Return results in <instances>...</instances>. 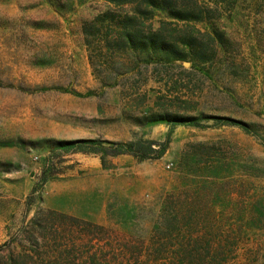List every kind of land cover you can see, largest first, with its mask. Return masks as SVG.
I'll return each mask as SVG.
<instances>
[{"label": "rangeland", "instance_id": "1", "mask_svg": "<svg viewBox=\"0 0 264 264\" xmlns=\"http://www.w3.org/2000/svg\"><path fill=\"white\" fill-rule=\"evenodd\" d=\"M194 3L202 20L157 10L154 27L171 21L166 34L179 41L220 31L226 45L211 62L178 60L155 73L154 63L86 45L83 22L122 11L115 5L0 0L2 254L19 251L17 239L39 207L90 205L94 221L112 228L113 243L140 253L131 264H264V0ZM135 66L113 86L94 73ZM149 113L230 120L138 121ZM85 138H143L167 148L159 159L118 155L104 166L91 145L56 143Z\"/></svg>", "mask_w": 264, "mask_h": 264}, {"label": "trees", "instance_id": "2", "mask_svg": "<svg viewBox=\"0 0 264 264\" xmlns=\"http://www.w3.org/2000/svg\"><path fill=\"white\" fill-rule=\"evenodd\" d=\"M104 1L115 5L122 11L110 10L96 15L92 20H85L83 33L86 45L98 51L103 44L101 49L105 46L113 55L128 60L133 59L132 61H138L145 66L154 63L155 73L159 65L172 67V64L178 60H190L192 63L196 61V64L211 62L215 59L218 48L226 45L225 35L220 31H215V34L202 38L194 36V33L187 34L180 38L182 45L177 38H169L166 34L167 30L170 31L168 25L171 21L161 20L159 26L154 27L153 20L157 10L179 20H202L204 16L196 9L194 0ZM216 1L233 3L237 0ZM93 56L90 52V62L95 67ZM107 62H109V57H107ZM141 66L142 64L136 72L137 75H141ZM111 68L113 70L106 76L101 68L94 69L102 86L121 84L120 80H117L120 75H126L129 71L137 69L136 66L130 70ZM93 94L94 91H89L84 95ZM206 117L219 120L223 118L178 113H149L138 118V121L194 125L199 124L200 120ZM223 119L230 120L228 117ZM244 125L246 129L251 130V126L245 123ZM56 143L61 147H79L82 151L85 149L84 145H91L94 147L93 151L101 155L104 166L107 157H116L121 154H130L140 161L159 159L167 148L164 143L143 138L130 141L85 138L62 140ZM155 145H159V148ZM170 230L172 229L169 228L167 232ZM111 231H113L112 228L104 224L53 208L39 207L28 224L24 226L22 239H17L20 246L19 251L10 248L2 254L3 247L0 246V264H131L132 259L138 261L140 253L131 248L129 244L117 245L112 242L111 238H108L107 233ZM103 241L105 243H102ZM211 257L216 258L217 256L212 254Z\"/></svg>", "mask_w": 264, "mask_h": 264}, {"label": "crops", "instance_id": "3", "mask_svg": "<svg viewBox=\"0 0 264 264\" xmlns=\"http://www.w3.org/2000/svg\"><path fill=\"white\" fill-rule=\"evenodd\" d=\"M121 155H128V154H121ZM128 156H131V155H128ZM133 157V156H131ZM63 212H69L75 216H79V217H83V218H86V219H90L92 221H94L95 218H97V216L99 215L98 213L95 212L94 208L91 207L90 205H87L86 206V209L85 211L81 210V211H69L68 209L67 210H64Z\"/></svg>", "mask_w": 264, "mask_h": 264}, {"label": "water", "instance_id": "4", "mask_svg": "<svg viewBox=\"0 0 264 264\" xmlns=\"http://www.w3.org/2000/svg\"><path fill=\"white\" fill-rule=\"evenodd\" d=\"M184 63H185V64H188V61H185Z\"/></svg>", "mask_w": 264, "mask_h": 264}, {"label": "built area", "instance_id": "5", "mask_svg": "<svg viewBox=\"0 0 264 264\" xmlns=\"http://www.w3.org/2000/svg\"><path fill=\"white\" fill-rule=\"evenodd\" d=\"M170 166H171V164L168 165V167H170Z\"/></svg>", "mask_w": 264, "mask_h": 264}]
</instances>
